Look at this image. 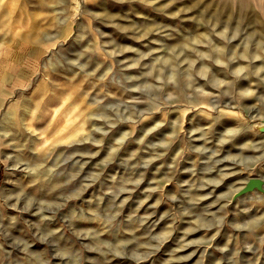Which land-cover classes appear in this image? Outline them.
Listing matches in <instances>:
<instances>
[{
    "label": "rangeland",
    "instance_id": "374dc122",
    "mask_svg": "<svg viewBox=\"0 0 264 264\" xmlns=\"http://www.w3.org/2000/svg\"><path fill=\"white\" fill-rule=\"evenodd\" d=\"M263 117L264 0H0V264H264Z\"/></svg>",
    "mask_w": 264,
    "mask_h": 264
},
{
    "label": "bare ground",
    "instance_id": "6f19581e",
    "mask_svg": "<svg viewBox=\"0 0 264 264\" xmlns=\"http://www.w3.org/2000/svg\"><path fill=\"white\" fill-rule=\"evenodd\" d=\"M78 4V3H77ZM79 5V4H78ZM77 5V6H78ZM264 118V117H263ZM259 126H260V130H257L256 129V131L255 132H258L259 134H260V136L261 137H264V119L263 120H261V121H259V124H258Z\"/></svg>",
    "mask_w": 264,
    "mask_h": 264
}]
</instances>
